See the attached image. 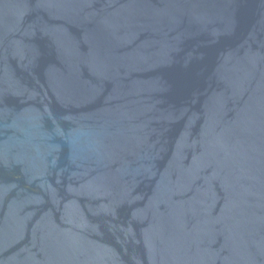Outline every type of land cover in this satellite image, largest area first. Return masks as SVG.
Listing matches in <instances>:
<instances>
[{
  "label": "water",
  "instance_id": "95a60500",
  "mask_svg": "<svg viewBox=\"0 0 264 264\" xmlns=\"http://www.w3.org/2000/svg\"><path fill=\"white\" fill-rule=\"evenodd\" d=\"M0 264H264V0H0Z\"/></svg>",
  "mask_w": 264,
  "mask_h": 264
}]
</instances>
